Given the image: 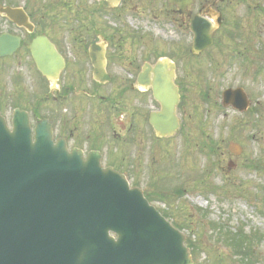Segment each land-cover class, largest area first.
<instances>
[{
    "label": "flooded vegetation",
    "instance_id": "obj_1",
    "mask_svg": "<svg viewBox=\"0 0 264 264\" xmlns=\"http://www.w3.org/2000/svg\"><path fill=\"white\" fill-rule=\"evenodd\" d=\"M7 3L14 8L11 0ZM30 3L36 6L23 9L33 27H19L9 14L2 16L0 27V36L21 41L15 52L0 55V76H5L0 113L10 130L26 119L33 141L43 128L54 145L86 158L94 155L127 178L128 164L141 163L146 154L153 157L154 139L178 143L174 138L180 134L182 150L187 136L199 140L204 135L207 145L199 148L204 152L214 147L211 128L217 126L216 149L231 139L226 145L231 154L251 158L253 147L264 141V0ZM43 10L47 15L58 10L53 20L57 27L44 28ZM64 19L66 27H60ZM195 19L217 27L214 44L199 54L184 39L188 33L193 36ZM152 20L158 33H176L178 40L164 41L163 50L150 33ZM226 35L233 41L244 35L247 42L219 43ZM41 38L49 43L33 50ZM163 61L175 66L179 128L173 136L159 137L151 119L161 110L155 83L161 74L157 65Z\"/></svg>",
    "mask_w": 264,
    "mask_h": 264
},
{
    "label": "water",
    "instance_id": "obj_2",
    "mask_svg": "<svg viewBox=\"0 0 264 264\" xmlns=\"http://www.w3.org/2000/svg\"><path fill=\"white\" fill-rule=\"evenodd\" d=\"M10 11L17 24L28 26L23 11ZM191 29L195 54L213 44L208 20L195 19ZM19 46L18 38L0 37L1 56ZM159 65L155 90L163 109L152 123L165 136L179 127L178 93L174 66ZM44 130L33 143L26 119L11 132L0 115V264H195L185 235L141 190L98 157L85 160L54 145Z\"/></svg>",
    "mask_w": 264,
    "mask_h": 264
},
{
    "label": "rangeland",
    "instance_id": "obj_3",
    "mask_svg": "<svg viewBox=\"0 0 264 264\" xmlns=\"http://www.w3.org/2000/svg\"><path fill=\"white\" fill-rule=\"evenodd\" d=\"M7 1L9 0H0V8L6 7ZM11 1L12 7L26 9L36 6L35 3H30V0ZM45 12L46 10H43L41 13L47 16L44 28L57 27L53 20H57L58 10H50L48 15ZM238 13L241 14L240 9ZM66 15L73 16V13L66 11ZM3 20L0 15V27ZM65 21L67 19L61 20L59 26L66 27ZM161 22L167 27L165 21ZM152 23L155 28L150 33L158 42L163 43V50L164 41L178 40L176 33H158L156 21L152 20ZM226 37L225 41L221 40L219 43L247 42L244 35V39L238 38L234 41L231 35ZM262 37L264 38V33ZM184 39H187L188 44H192L193 36L188 33ZM253 42L258 43L257 40ZM4 79L5 76L1 75L0 86L2 82L4 84ZM0 93L3 94L2 91ZM211 130L216 134L211 145L215 146L214 153L209 150L199 151V148L207 145L204 135L199 140L187 136L186 149L183 146L182 150L179 145L180 134L174 138L178 143L154 139V154L151 159L146 154L141 163L128 164L129 180L131 184L138 183L139 188L146 193L162 194L163 200L155 199L154 205L166 214L173 224L177 227L180 225L187 240L199 242L201 245V253L195 264H243L233 258L226 238L219 237V231H212L216 225L223 226L232 233L243 229L252 237L250 240L253 242V251L258 255L256 260L248 264H264V141L258 148L253 147L252 158L246 155L237 157L231 154L226 146L231 139L227 140L225 145L220 143L216 149L215 142L217 143L220 130L217 126ZM235 140L240 143L239 139ZM256 152L260 158L255 157ZM231 160H234L233 166L229 165ZM153 186L164 191H153ZM218 259L221 263H218ZM226 259L228 262H223Z\"/></svg>",
    "mask_w": 264,
    "mask_h": 264
},
{
    "label": "trees",
    "instance_id": "obj_4",
    "mask_svg": "<svg viewBox=\"0 0 264 264\" xmlns=\"http://www.w3.org/2000/svg\"><path fill=\"white\" fill-rule=\"evenodd\" d=\"M179 226L178 228L181 229ZM213 229L215 232L219 231L221 233L219 237L223 236L229 242L227 243V246L230 248V252L232 253L233 258H235L238 263L241 262L243 264H248L250 261L256 260L258 258L256 252L253 251V242L250 240V238L252 237H250L248 234H245L244 231L240 230L236 233H232L231 231L225 230L223 227L218 226H214ZM188 245L191 248L193 257L197 261L201 253V245L199 244V242H194L192 240H189ZM226 260L223 262L227 263L228 260ZM218 263H221L219 259Z\"/></svg>",
    "mask_w": 264,
    "mask_h": 264
}]
</instances>
